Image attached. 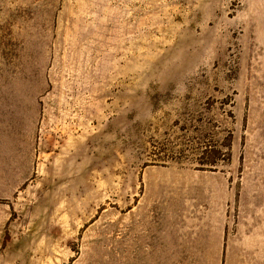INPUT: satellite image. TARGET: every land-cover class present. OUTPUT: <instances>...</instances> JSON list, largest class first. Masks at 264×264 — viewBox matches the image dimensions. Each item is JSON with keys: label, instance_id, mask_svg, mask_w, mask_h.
Masks as SVG:
<instances>
[{"label": "rangeland", "instance_id": "rangeland-1", "mask_svg": "<svg viewBox=\"0 0 264 264\" xmlns=\"http://www.w3.org/2000/svg\"><path fill=\"white\" fill-rule=\"evenodd\" d=\"M0 264H264V0H0Z\"/></svg>", "mask_w": 264, "mask_h": 264}]
</instances>
